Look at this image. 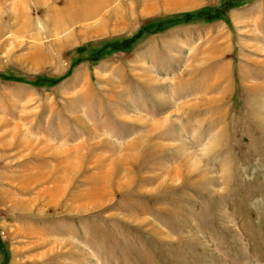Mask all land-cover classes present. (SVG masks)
<instances>
[{
	"label": "rangeland",
	"instance_id": "374dc122",
	"mask_svg": "<svg viewBox=\"0 0 264 264\" xmlns=\"http://www.w3.org/2000/svg\"><path fill=\"white\" fill-rule=\"evenodd\" d=\"M171 1L0 0V264H264V0Z\"/></svg>",
	"mask_w": 264,
	"mask_h": 264
},
{
	"label": "crops",
	"instance_id": "0c3cea01",
	"mask_svg": "<svg viewBox=\"0 0 264 264\" xmlns=\"http://www.w3.org/2000/svg\"><path fill=\"white\" fill-rule=\"evenodd\" d=\"M179 1H177L175 4L171 1V0H158V1H156V0H146V4H145V6L143 7V9H145L146 11L145 12H148V13H150V14H154V13H157V12H160V11H167V10H169L168 8L170 7V6H179V5H182V3L181 2H179ZM157 4V5H156ZM160 4V7H164L165 9H154V7L156 6H158ZM158 8H159V6H158ZM152 9V10H151ZM172 10V9H171ZM174 10V9H173Z\"/></svg>",
	"mask_w": 264,
	"mask_h": 264
}]
</instances>
